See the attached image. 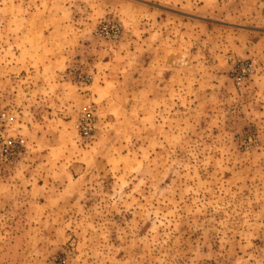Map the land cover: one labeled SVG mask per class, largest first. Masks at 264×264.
<instances>
[{
    "label": "rangeland",
    "instance_id": "rangeland-1",
    "mask_svg": "<svg viewBox=\"0 0 264 264\" xmlns=\"http://www.w3.org/2000/svg\"><path fill=\"white\" fill-rule=\"evenodd\" d=\"M0 107V264H264V0H0Z\"/></svg>",
    "mask_w": 264,
    "mask_h": 264
},
{
    "label": "built area",
    "instance_id": "built-area-1",
    "mask_svg": "<svg viewBox=\"0 0 264 264\" xmlns=\"http://www.w3.org/2000/svg\"><path fill=\"white\" fill-rule=\"evenodd\" d=\"M247 67L246 66L243 70V75H240L238 77V80L241 81L243 80V76L247 71ZM8 121V114L0 107V128L4 126L5 122ZM90 122L91 119L87 118L85 122H83L80 126L79 129L84 133V134H88L91 130L90 127ZM22 140L21 141H16L14 138H9L7 140L4 141L3 143V147H2V152L3 153H7L9 151L14 150L17 147V144L20 143L22 144ZM1 152V153H2Z\"/></svg>",
    "mask_w": 264,
    "mask_h": 264
}]
</instances>
